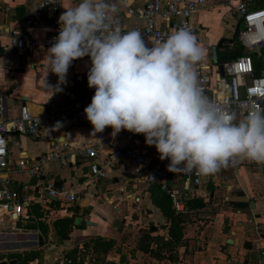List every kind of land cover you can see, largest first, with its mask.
<instances>
[{
	"label": "crops",
	"instance_id": "0c3cea01",
	"mask_svg": "<svg viewBox=\"0 0 264 264\" xmlns=\"http://www.w3.org/2000/svg\"><path fill=\"white\" fill-rule=\"evenodd\" d=\"M41 1L0 0V118L12 123L19 115L22 105L41 117L37 137L9 131V164L7 170L0 171V188L6 178L18 188L22 184L33 186L31 190H23V194L32 195L30 206L37 203L41 210L57 206L53 207L56 214L49 218L50 221L73 212L78 215L81 208L92 206L93 209L81 218L80 224L71 225V233L68 232L70 239L65 240L69 246L72 247L75 242L82 246L86 241L115 239L114 248L117 251L110 257L113 263L129 264L132 260L139 264H153L142 263L146 260L142 255L147 253L138 248V242L145 233L151 237L168 233L170 220L160 208L161 204H166L161 184H148L142 180L133 172L131 160L124 156L115 158L110 166L105 167L104 177L92 179L88 172L91 159L81 151L97 134L93 133L92 124L88 120L80 122L75 115L57 119L49 117V114L55 112L56 105L72 94L77 93L83 101L92 99L95 89L89 88L87 81L91 67L90 57L74 60L65 80L61 82L55 73L49 71L48 48L31 53H17L12 45L13 33L26 32L36 38L49 35L53 31L54 21L59 19L65 8L79 2L60 0L56 17L37 18L34 14ZM106 1L115 5L118 11L124 8V4L140 8L149 0ZM237 1L205 0L193 12L191 23L196 28L193 36L204 52L202 60L195 65L196 72L214 75L221 64L217 60L213 62V57L216 59L215 47L219 46L222 51L225 46L227 50L232 49V41L223 43L221 40L232 38L237 30L239 22L234 13ZM258 1L264 7V0ZM31 16L34 19L29 27L22 26ZM143 25L142 19L128 18L124 21V26L128 29H141ZM144 41L147 47L151 45L150 40ZM111 133L110 126L103 131L102 140L96 145L95 162L103 164L114 150L123 151L126 147L159 156L155 146L145 143L143 134L127 130H122L115 136ZM56 144H59V149L68 158L67 165L62 166L59 160L46 162L40 176L30 175L16 168V161L21 157L32 162V159L37 160L52 151ZM239 158L242 164L235 167L221 165L216 173L203 175L200 183L192 186L190 199L204 203V212L200 214L204 218L201 222L203 227L199 233L194 232L195 223L188 219L180 225L183 226L182 238L188 242H197L201 248L185 255L183 264H264V238L261 237V234L264 235V172H260V166L253 168L244 163L245 158ZM47 181L62 182L60 189L65 193L75 194L74 200L48 193L41 196L40 191ZM182 184L183 179L178 174L167 179L168 187H180ZM251 201L254 206L250 204ZM240 203L243 205H238ZM75 206H79V209H75ZM4 212L5 210H0V225L5 217ZM226 217L231 231L228 233L223 232ZM85 220H91L95 224H86ZM49 238L56 241L53 248H58L63 241L56 238L51 228ZM229 239L232 240L231 243L228 242ZM246 241L250 242V248L245 246ZM151 244L150 242L149 247H152ZM117 245L122 250L116 248ZM183 248L179 247V253Z\"/></svg>",
	"mask_w": 264,
	"mask_h": 264
},
{
	"label": "clouds",
	"instance_id": "9594fccd",
	"mask_svg": "<svg viewBox=\"0 0 264 264\" xmlns=\"http://www.w3.org/2000/svg\"><path fill=\"white\" fill-rule=\"evenodd\" d=\"M59 17L60 31L47 50L49 71L61 82L72 62L89 56L84 108L93 133L112 128L143 134L170 172L216 173L232 157L264 164V110L237 114L218 106L199 86L195 65L204 56L186 29L147 47L138 30L111 26L117 11L106 0H79Z\"/></svg>",
	"mask_w": 264,
	"mask_h": 264
},
{
	"label": "built area",
	"instance_id": "2783aa9c",
	"mask_svg": "<svg viewBox=\"0 0 264 264\" xmlns=\"http://www.w3.org/2000/svg\"><path fill=\"white\" fill-rule=\"evenodd\" d=\"M60 0H42L36 10L34 17L53 18L59 12ZM109 3L108 1H106ZM205 0H149L142 7H133L124 4L122 10L112 14L111 26L113 29L119 28L122 32L138 30L142 33L144 40L162 41L170 34L186 29L192 35L196 28L191 23L193 12L203 5ZM234 13L241 25L238 41L246 50V53L238 57L230 58L221 62L223 75L219 71L211 73L197 72L199 86L204 94L225 110L237 114V122L244 119L250 110H264V8L256 7L254 0H238ZM128 18L144 20L141 29H128L124 26V21ZM33 16L22 23L25 28L32 23ZM59 19L54 21L53 31L42 38H36L26 32L13 33L12 45L17 53H31L42 48H50L55 43V38L60 31ZM159 21V22H158ZM152 47V44L149 48ZM260 62L256 71V61ZM91 103V100L83 101L77 93L72 94L63 102L56 105L54 113L49 114L52 119L75 115L80 122L88 119L84 108ZM41 117L34 115L26 106L20 107L19 115L12 123H7L0 118V171L8 169V145L7 135L10 130L20 132L25 135L37 137L40 133ZM102 133H97L81 151L91 159L88 166L89 176L97 180L105 176V167L110 166L113 160L119 156H124L131 160V167L135 174L141 177L148 184L159 183L171 200L172 209L178 212L186 211V203L192 197V186H197L203 175L195 170L192 172H170L167 165L169 160H161L150 153L140 152L134 147H126L123 151L114 150L103 164L95 162L96 145L102 140ZM59 160L62 166L68 164L66 155L56 144L52 151L40 156L37 160L28 161L21 157L16 161V168L24 170L30 175L40 176L44 163ZM93 160V161H92ZM239 156L230 158L224 166L242 164ZM245 164L256 168L260 166L264 172V164L245 159ZM178 174L183 179L180 187H168L169 176ZM47 187L42 186L41 196L48 193L51 196H66L70 201L74 200L75 194L65 193L62 189L53 187V182L47 181ZM33 186L22 184L20 188L13 186L6 178L0 188V210H5L10 220L27 218L28 207L32 202V195L23 194V190L32 189Z\"/></svg>",
	"mask_w": 264,
	"mask_h": 264
},
{
	"label": "rangeland",
	"instance_id": "374dc122",
	"mask_svg": "<svg viewBox=\"0 0 264 264\" xmlns=\"http://www.w3.org/2000/svg\"><path fill=\"white\" fill-rule=\"evenodd\" d=\"M262 58H264V49L262 50ZM213 62H216L215 57H213ZM203 206L202 201L192 199L189 200L186 211L179 214L195 223L193 224L194 232L199 233L203 227L201 222L204 218L200 216L204 212ZM53 207L57 206H50L49 209L41 210L40 207L31 205L27 212L28 217L20 218L15 222L10 220L6 211L4 212L5 217L0 225V262L5 261L9 264L10 260H15L14 264H116L111 260L117 251L114 248L115 239L86 241L82 246H79L78 242H73L72 247L63 240L58 248H53L52 245L56 241L49 238V229L51 228L49 218L56 214ZM39 212L43 213L40 218ZM42 224L47 225L46 232L41 230ZM181 227L183 228V226ZM38 235L44 238L45 245L48 247L38 245ZM158 238L160 239L151 241L152 247H148L147 255H142V258L145 257L147 260L142 263L183 264L185 255L194 253L201 248L197 242H188L187 239L183 238L176 240L171 238L168 233L158 236ZM179 247H184L180 253ZM116 248L122 250L120 245H117ZM33 250H38L40 254L46 256L43 263H39L37 258L29 259L27 257ZM129 264H139V262L131 260Z\"/></svg>",
	"mask_w": 264,
	"mask_h": 264
},
{
	"label": "trees",
	"instance_id": "16d2710c",
	"mask_svg": "<svg viewBox=\"0 0 264 264\" xmlns=\"http://www.w3.org/2000/svg\"><path fill=\"white\" fill-rule=\"evenodd\" d=\"M259 3H260V1L255 0L256 7L264 8ZM239 27H240V23H238L237 30L233 33L232 38H230V39L229 38H222V40H221L223 43L231 42V41L233 43H235V46L232 49L227 50V48H225L226 47L225 46L224 50L222 51L219 49V46L215 47V55H216L217 63H221L222 61H224L228 58L238 57V56L246 53V50L244 49V47L237 40L239 31H240ZM221 47H223V45ZM255 61H256V66H257L256 71H258V67L260 66V62L257 61L256 59H255ZM164 197H165V203L166 204H161L160 208H161V211L163 212V214H165V216L168 217L170 220V226L168 228V234L170 235L171 238H175L176 240H178V239L182 238V227L180 224L185 221V218H183L182 215H179L180 212L176 213L171 208V200H170L169 196L167 195V193L164 194ZM192 199H194V198H191L189 200H192ZM189 200L187 201L186 206H187ZM199 201H201V200H199ZM32 205L39 207L37 205V203H33ZM238 205L242 206L243 204L240 203ZM42 214H43L42 212L38 213L39 218L42 217ZM41 230L46 232L47 225L42 224ZM155 239H160V238H158V236L157 237H151L146 233L143 234V236L141 237V239L138 242V248L140 247L143 251L147 252L150 242L152 240H155ZM27 257L29 259H35V257H33L31 255V252L27 255Z\"/></svg>",
	"mask_w": 264,
	"mask_h": 264
},
{
	"label": "water",
	"instance_id": "95a60500",
	"mask_svg": "<svg viewBox=\"0 0 264 264\" xmlns=\"http://www.w3.org/2000/svg\"><path fill=\"white\" fill-rule=\"evenodd\" d=\"M221 43V42H220ZM219 74L223 75V68L220 64L219 66ZM260 172H263L262 168L260 167ZM47 183H44V186L47 187ZM62 186V182H54L53 183V187L60 189ZM38 190V188H36V191ZM55 198V197H54ZM250 204L252 206H254L253 201L250 202ZM75 209H79V206H75ZM93 209L92 206H88L87 208H81V212L77 215L75 212H73L70 215H66L63 217H57L51 220V229L54 232L56 238L58 240H69L70 236L68 234V232L70 231V227L72 224H80L81 218L84 217L85 215L89 214L90 211ZM86 224H95V222H92L91 220H85ZM223 232L224 233H228L231 232L230 231V227L228 225V218L226 217L224 219V227H223ZM261 237L264 238V235L261 234ZM37 240H38V245L39 246H43L44 245V239L41 235L37 236ZM229 243L232 242L231 239L228 240ZM245 246L250 248L251 244L249 241L245 242ZM31 255L35 258H37V261L39 263H43L44 262V256L42 254L39 253L38 250H33L31 252ZM9 264H14L15 260H10L8 262ZM0 264H7L5 261H1Z\"/></svg>",
	"mask_w": 264,
	"mask_h": 264
}]
</instances>
